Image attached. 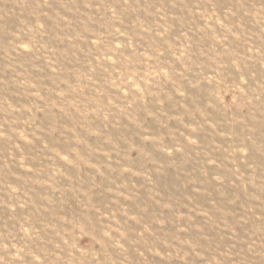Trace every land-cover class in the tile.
I'll use <instances>...</instances> for the list:
<instances>
[{
  "label": "rangeland",
  "instance_id": "rangeland-1",
  "mask_svg": "<svg viewBox=\"0 0 264 264\" xmlns=\"http://www.w3.org/2000/svg\"><path fill=\"white\" fill-rule=\"evenodd\" d=\"M0 264H264V0H0Z\"/></svg>",
  "mask_w": 264,
  "mask_h": 264
}]
</instances>
